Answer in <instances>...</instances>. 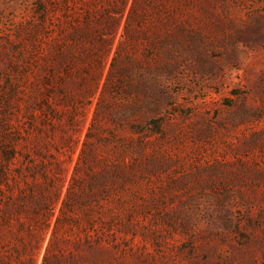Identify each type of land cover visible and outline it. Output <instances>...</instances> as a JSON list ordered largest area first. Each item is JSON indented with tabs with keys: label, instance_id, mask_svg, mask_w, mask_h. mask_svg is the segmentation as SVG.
<instances>
[{
	"label": "rangeland",
	"instance_id": "obj_1",
	"mask_svg": "<svg viewBox=\"0 0 264 264\" xmlns=\"http://www.w3.org/2000/svg\"><path fill=\"white\" fill-rule=\"evenodd\" d=\"M0 264H264V0H0Z\"/></svg>",
	"mask_w": 264,
	"mask_h": 264
},
{
	"label": "trees",
	"instance_id": "obj_2",
	"mask_svg": "<svg viewBox=\"0 0 264 264\" xmlns=\"http://www.w3.org/2000/svg\"><path fill=\"white\" fill-rule=\"evenodd\" d=\"M58 228V227H57ZM57 228H56V230H57ZM48 251H49V248H48Z\"/></svg>",
	"mask_w": 264,
	"mask_h": 264
}]
</instances>
